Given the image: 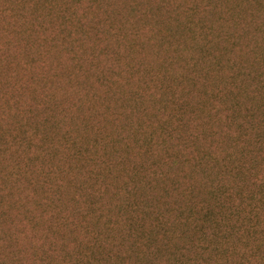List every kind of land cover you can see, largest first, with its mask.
<instances>
[{"label": "rangeland", "instance_id": "1", "mask_svg": "<svg viewBox=\"0 0 264 264\" xmlns=\"http://www.w3.org/2000/svg\"><path fill=\"white\" fill-rule=\"evenodd\" d=\"M262 72L264 0H0V183L6 190L0 194V264H12L16 255L29 264L37 240L45 237L44 226L31 217L43 186L34 192L24 182L10 188L12 195L6 188L18 154L14 145L2 146L20 136L21 118L24 130L48 112L56 135L52 148L69 128L78 144L88 143L83 151L96 153L98 146L96 157L113 153L114 164L106 170L111 178L136 163L145 164L148 174L156 162L139 145L150 132L157 142L165 138L166 146L159 147L166 154L177 152L182 135L196 137L188 150H179L193 160L208 151L227 154L239 135L238 121L262 101L246 95ZM237 99L243 100L239 108ZM163 118L174 125V140L161 133ZM52 164L61 166L65 181L69 172L82 171L112 207L117 180L110 187L105 177L102 186L95 184V161L66 154ZM75 191L66 196V213L77 219L72 208L82 205L83 193ZM159 200L158 210L144 211L151 219L169 202ZM181 203L187 206L184 198ZM175 214L168 216L178 239L169 244L181 245Z\"/></svg>", "mask_w": 264, "mask_h": 264}, {"label": "trees", "instance_id": "2", "mask_svg": "<svg viewBox=\"0 0 264 264\" xmlns=\"http://www.w3.org/2000/svg\"><path fill=\"white\" fill-rule=\"evenodd\" d=\"M256 76L255 89L246 95H259L262 101L238 121L239 135L231 140L227 154L218 157L208 151L193 160L179 152L195 142V136L186 135L177 138L175 154H166L168 150L162 149L165 138L157 142L155 132H150L139 145L147 148L143 150L148 160L156 162L151 163L148 174L145 164L136 163L127 170L126 166L119 169L111 178L106 170L114 164L113 153L111 157L107 152L96 157L98 146L96 153L83 151L82 145L88 143L81 140L78 144L72 129L63 130L62 124L61 144L52 148L50 141L56 135L49 129L48 112L40 116L43 118L37 126L27 125L24 130L21 118L20 136L6 140L2 147L14 145L18 154L6 184L9 195L10 188L24 182L34 192L43 186V195H35L37 214L31 217L39 219L36 226H44L45 237L42 242L37 240L38 250L29 264H264V72ZM243 100L237 99L235 106L239 108ZM232 120L237 121L235 116ZM181 122L177 126L185 131ZM173 126L167 118L160 121L161 133L172 140ZM78 132L81 135L80 129ZM101 142L107 139L101 137ZM66 154L70 160L85 156L95 161L97 169L92 175L98 186L104 177L106 187L117 180L112 207L103 191L90 186L82 171L69 172L68 181L60 177L61 166L52 161L61 162ZM105 156L110 160L103 159ZM124 170L130 173L120 175ZM75 190L83 193L82 205L72 208L77 219L66 213L70 201L66 196L71 191L77 193ZM2 192L6 190L0 183ZM160 198L168 200L167 205L174 204L160 208L151 219V213L144 211L158 210ZM183 198L186 207L181 203ZM172 211L176 222L181 221V245L169 244L178 239L174 221L168 216ZM15 257L12 264H23L20 255Z\"/></svg>", "mask_w": 264, "mask_h": 264}]
</instances>
